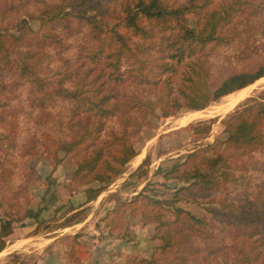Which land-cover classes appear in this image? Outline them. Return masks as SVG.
I'll list each match as a JSON object with an SVG mask.
<instances>
[{"label": "trees", "instance_id": "1", "mask_svg": "<svg viewBox=\"0 0 264 264\" xmlns=\"http://www.w3.org/2000/svg\"><path fill=\"white\" fill-rule=\"evenodd\" d=\"M245 14L264 15V0H58L36 16L38 31L25 20L17 24L15 32L0 25V80L6 81L0 83V162L18 147L16 122L11 118L30 116L35 110L42 123L39 129L57 151L80 154L73 179L82 184L97 183L88 189L85 201L95 199L137 155L132 138L150 125V117L166 118L181 109L203 110L264 76L263 62L256 68L235 72L215 86L211 82L210 52L237 42L236 50L249 56L256 47L253 43L264 41V26L254 30L245 22L231 29L230 25ZM3 17L0 11V22ZM190 17L193 25L189 24ZM52 52L59 55V63L46 71L44 66L51 63ZM176 77L178 85L174 88ZM129 82L159 92L142 96L135 90H125ZM12 88L16 89L14 93L24 91L26 104L12 103L3 94ZM215 120H199L181 128L206 137ZM110 121L116 127L108 125ZM6 122L13 125L2 129ZM220 122L226 146L264 153V93L247 97ZM215 144L219 142L206 144L203 150ZM200 151L198 148L188 153L183 162L162 174L165 179L191 180L175 190L171 199L147 196L143 187L130 201H117L110 213L119 209L123 213L141 197L143 223H153L151 238L161 240L149 258L133 252L122 264H158L156 253L173 245L172 236L162 230L168 223L164 219L168 208L163 204L172 207L177 200L187 201L192 187L215 185L229 174L227 157L201 156L195 162ZM148 163L146 156L129 175L142 173ZM248 165L251 173L264 171V160ZM205 210L212 218L250 227L252 235L264 227V202L243 205L216 199ZM39 212L25 215L37 218ZM173 213L191 228L207 225L206 217L197 218L181 208H173ZM14 222L9 213L0 216V252L13 233ZM87 255V251L81 256L71 254L72 262L78 263ZM225 264H264V258L244 255Z\"/></svg>", "mask_w": 264, "mask_h": 264}, {"label": "rangeland", "instance_id": "2", "mask_svg": "<svg viewBox=\"0 0 264 264\" xmlns=\"http://www.w3.org/2000/svg\"><path fill=\"white\" fill-rule=\"evenodd\" d=\"M57 1L0 0V11L4 16L0 25L9 32H15L17 24L25 20L32 30L38 31L40 22L36 16L47 4ZM173 1L180 0H168ZM245 22L254 30H262L264 15L251 17L245 14L230 27L235 29L236 25L241 26ZM189 24H194L192 17ZM236 44L210 52L208 59L212 64L213 86L235 72L256 68L264 62V41L253 43L256 47L249 56L239 53ZM51 54V63L44 66L46 71L59 63V55L55 52ZM2 82H6L5 79L0 80ZM177 85L176 77L174 88ZM14 90L16 92L12 88L3 94L12 103L26 104L24 91L19 89L14 93ZM125 90H135L142 96H156L159 92L132 82ZM242 90L223 96L203 110L181 109L166 118L150 117V125L143 127L140 134L132 138L137 155L110 185L88 202L85 201L88 189L98 184H82L73 179L75 161L80 154L65 155L57 151L46 133L39 129L42 123L35 110L30 116L12 117L16 122L18 147L0 162V216L9 213L15 222L13 233L6 238V246L0 254V264H122L125 256L133 252L149 258L154 246L160 245L161 240L151 238L153 223H143L140 214L145 209L143 199L138 197L123 213L121 209L110 212L117 201H130L143 187L147 196L159 200L171 199L175 190L187 186L191 180L165 179L162 174L183 162L188 153L198 148L202 151L194 159L195 162H199L201 156L223 154L231 165L229 174L215 185L192 187L191 199L187 201L177 200L172 207L163 204L164 208H168L164 211V219L168 223L162 230L172 236L173 245L163 253H156L158 264H225L244 255L264 258V227L252 235L250 227L212 218L205 210V206L216 199H229L243 205L264 202V171L251 173L248 165L263 162L264 153L258 149L229 147L223 143L226 134L221 119L247 97L263 94L264 76L247 89L241 99L231 103ZM195 112L198 113L192 115ZM209 118L216 120L206 137L191 135L181 128ZM12 125L6 122L2 129ZM108 125L116 127L113 121ZM217 141L219 144L213 148L203 150L206 144ZM146 156H149V163L143 166V172L130 176ZM192 198L196 201L193 202ZM173 208H181L197 218L206 217L207 225L202 229L191 228L187 221L176 217ZM37 210L40 211L37 218L25 215L28 211ZM83 251H87L88 255L78 263L72 262L74 255L71 257V254L81 256Z\"/></svg>", "mask_w": 264, "mask_h": 264}, {"label": "bare ground", "instance_id": "3", "mask_svg": "<svg viewBox=\"0 0 264 264\" xmlns=\"http://www.w3.org/2000/svg\"><path fill=\"white\" fill-rule=\"evenodd\" d=\"M261 79H263V77L260 78V79H258L256 82H254L253 84L249 85L248 87L244 88V89L241 91V93H240L236 98H233V99L231 100V103L236 102L237 100L241 99V98L244 96V92L247 91V89L253 87L255 84H257ZM231 103H230V104H231ZM197 113H198V112H195V113H193L192 115L197 114Z\"/></svg>", "mask_w": 264, "mask_h": 264}, {"label": "crops", "instance_id": "4", "mask_svg": "<svg viewBox=\"0 0 264 264\" xmlns=\"http://www.w3.org/2000/svg\"><path fill=\"white\" fill-rule=\"evenodd\" d=\"M139 162H140V161H139ZM139 162H137V164H138ZM137 164H136V165H137ZM2 252H3V251H1L0 254H1ZM83 260H84V259H83Z\"/></svg>", "mask_w": 264, "mask_h": 264}]
</instances>
